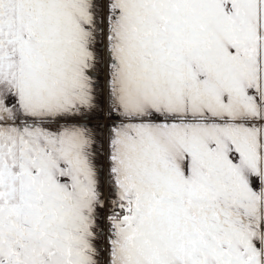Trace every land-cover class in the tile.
<instances>
[{"label": "snow or ice", "instance_id": "6c2138e0", "mask_svg": "<svg viewBox=\"0 0 264 264\" xmlns=\"http://www.w3.org/2000/svg\"><path fill=\"white\" fill-rule=\"evenodd\" d=\"M0 264H264V0H0Z\"/></svg>", "mask_w": 264, "mask_h": 264}]
</instances>
